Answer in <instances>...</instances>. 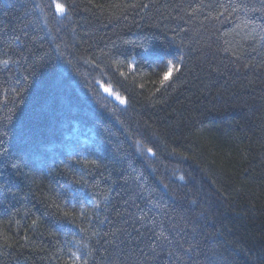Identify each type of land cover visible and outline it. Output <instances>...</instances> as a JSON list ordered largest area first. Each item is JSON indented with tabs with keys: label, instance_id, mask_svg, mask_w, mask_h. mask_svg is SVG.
<instances>
[{
	"label": "trees",
	"instance_id": "16d2710c",
	"mask_svg": "<svg viewBox=\"0 0 264 264\" xmlns=\"http://www.w3.org/2000/svg\"><path fill=\"white\" fill-rule=\"evenodd\" d=\"M0 264H264V0H0Z\"/></svg>",
	"mask_w": 264,
	"mask_h": 264
},
{
	"label": "snow or ice",
	"instance_id": "6c2138e0",
	"mask_svg": "<svg viewBox=\"0 0 264 264\" xmlns=\"http://www.w3.org/2000/svg\"><path fill=\"white\" fill-rule=\"evenodd\" d=\"M55 9H56V11L59 12L61 15L65 14L66 11H67L65 5L62 4V3H56V4H55ZM3 63L7 64L8 61H3ZM172 70H173V68H172V66H171V61H169V71L166 72V73L164 74L163 79L160 81L161 84H163L165 81H167V80L169 79ZM106 91H110V89H106ZM147 151L152 152V149L149 148V149H147ZM181 179H183V177H181ZM65 215H68V213H65ZM188 251H191V249H189ZM74 255H75V254H74ZM76 258L79 259L78 256H77Z\"/></svg>",
	"mask_w": 264,
	"mask_h": 264
},
{
	"label": "rangeland",
	"instance_id": "374dc122",
	"mask_svg": "<svg viewBox=\"0 0 264 264\" xmlns=\"http://www.w3.org/2000/svg\"><path fill=\"white\" fill-rule=\"evenodd\" d=\"M106 89H110V88L104 86V91L108 93L109 95H111L114 98V100H116L117 102L121 104L124 103V100L122 99V97H120V95H118L117 93H114L111 89L110 91H106Z\"/></svg>",
	"mask_w": 264,
	"mask_h": 264
}]
</instances>
